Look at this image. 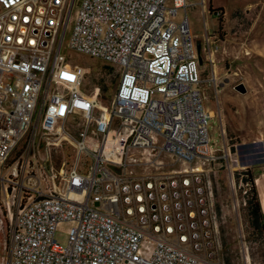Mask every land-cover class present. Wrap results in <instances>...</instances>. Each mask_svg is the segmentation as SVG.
<instances>
[{
  "label": "built area",
  "instance_id": "2783aa9c",
  "mask_svg": "<svg viewBox=\"0 0 264 264\" xmlns=\"http://www.w3.org/2000/svg\"><path fill=\"white\" fill-rule=\"evenodd\" d=\"M190 6L0 0V264H225L204 167L229 153L223 129L211 148ZM63 50L118 74L107 107L69 82ZM63 143L72 159L57 170Z\"/></svg>",
  "mask_w": 264,
  "mask_h": 264
},
{
  "label": "rangeland",
  "instance_id": "374dc122",
  "mask_svg": "<svg viewBox=\"0 0 264 264\" xmlns=\"http://www.w3.org/2000/svg\"><path fill=\"white\" fill-rule=\"evenodd\" d=\"M186 1L192 4L187 14L194 42H199L202 57L198 71L203 79L205 108L211 114V148H222L220 131L223 129L225 154L229 153L225 159L204 167L213 188L217 213L223 217L219 225L221 254L225 264H264V236L253 230L247 222V208L243 202L244 191H248L249 186L244 185L243 181L240 182L239 174L244 168L234 163L233 155V149L238 144L256 142L264 137V90L257 83L264 80L257 81L252 72L257 69L254 60L250 62L247 70V67L240 65V57L227 56L222 45L226 35L225 29H245L250 22V15L236 11L232 16L236 17L237 23H223L231 20L230 13L225 14L224 9L232 4V0H204L203 14L201 0ZM210 9H222V23L217 16L210 13ZM204 23L208 34L213 36L212 63L208 62L207 55L201 50L205 34ZM67 40L68 37L65 41ZM62 54L66 56L65 69L69 82L75 83L86 94L95 93L102 107H107L113 98L118 74L99 60L69 50H63ZM238 84L247 86L249 92L246 95L238 93L235 90ZM72 154V147L66 143L55 148L50 147V163L59 170L65 159L69 166ZM160 160L164 164L161 170L171 171L179 168V164L173 166L167 156H162ZM68 227L67 223L60 224L54 237L56 243L64 247L67 245Z\"/></svg>",
  "mask_w": 264,
  "mask_h": 264
},
{
  "label": "crops",
  "instance_id": "0c3cea01",
  "mask_svg": "<svg viewBox=\"0 0 264 264\" xmlns=\"http://www.w3.org/2000/svg\"><path fill=\"white\" fill-rule=\"evenodd\" d=\"M224 11L225 14L227 12L230 13L231 20L223 23H237L236 17L233 18L232 16L236 11L250 15V22L245 29H234V31L231 28L225 29L226 35L222 45L227 52L226 54H228L227 56H239L240 65L247 67V70L251 65L250 62L254 60L257 64V69L252 70V72L256 76L257 81L264 80V0H232V4ZM257 83L264 90V82ZM244 87L246 92L242 95H246L249 92L247 86L244 85ZM256 88L259 89L257 86ZM257 141L262 142L264 145V137L257 139ZM252 174L264 217V164L254 167Z\"/></svg>",
  "mask_w": 264,
  "mask_h": 264
},
{
  "label": "trees",
  "instance_id": "16d2710c",
  "mask_svg": "<svg viewBox=\"0 0 264 264\" xmlns=\"http://www.w3.org/2000/svg\"><path fill=\"white\" fill-rule=\"evenodd\" d=\"M217 12H222V9H210V13L217 16L220 23H222L221 16L217 15ZM233 152L237 155L238 164L244 168L239 176L242 175V181L249 185V189L245 194L247 222L253 230L262 233L264 236V217L255 189L254 176L252 174V169L254 167L264 164L262 160L264 145L259 141L238 144L236 149H233Z\"/></svg>",
  "mask_w": 264,
  "mask_h": 264
},
{
  "label": "water",
  "instance_id": "95a60500",
  "mask_svg": "<svg viewBox=\"0 0 264 264\" xmlns=\"http://www.w3.org/2000/svg\"><path fill=\"white\" fill-rule=\"evenodd\" d=\"M197 53H198V61H199V64H201L202 57H201V54H200L199 42L197 43ZM235 90L238 91L241 94H244L246 92L245 87H244L243 84L236 85L235 86Z\"/></svg>",
  "mask_w": 264,
  "mask_h": 264
},
{
  "label": "bare ground",
  "instance_id": "6f19581e",
  "mask_svg": "<svg viewBox=\"0 0 264 264\" xmlns=\"http://www.w3.org/2000/svg\"><path fill=\"white\" fill-rule=\"evenodd\" d=\"M238 92V91H237ZM239 93V92H238ZM241 94V93H240Z\"/></svg>",
  "mask_w": 264,
  "mask_h": 264
}]
</instances>
